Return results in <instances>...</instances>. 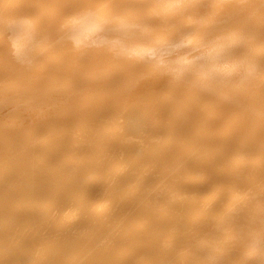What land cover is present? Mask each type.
<instances>
[{
    "label": "bare ground",
    "instance_id": "obj_1",
    "mask_svg": "<svg viewBox=\"0 0 264 264\" xmlns=\"http://www.w3.org/2000/svg\"><path fill=\"white\" fill-rule=\"evenodd\" d=\"M0 264H264V0H0Z\"/></svg>",
    "mask_w": 264,
    "mask_h": 264
}]
</instances>
